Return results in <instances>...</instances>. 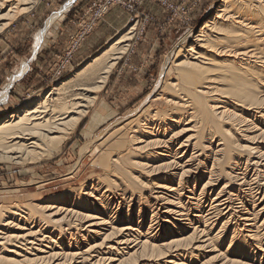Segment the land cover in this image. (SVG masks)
<instances>
[{
    "label": "bare ground",
    "instance_id": "1",
    "mask_svg": "<svg viewBox=\"0 0 264 264\" xmlns=\"http://www.w3.org/2000/svg\"><path fill=\"white\" fill-rule=\"evenodd\" d=\"M38 1L0 0V22ZM134 31L0 119V162L57 154ZM171 63L165 108L131 116L100 149L104 178L0 205V264H264V0H222Z\"/></svg>",
    "mask_w": 264,
    "mask_h": 264
},
{
    "label": "rangeland",
    "instance_id": "2",
    "mask_svg": "<svg viewBox=\"0 0 264 264\" xmlns=\"http://www.w3.org/2000/svg\"><path fill=\"white\" fill-rule=\"evenodd\" d=\"M71 1L39 0L31 10L0 22V44L6 47L5 55L11 57L8 59L9 73L11 71L14 73L23 58H27L29 53L30 59L32 58L31 53L37 35H41L38 44L39 42L43 43V40L45 44L49 37L57 33L60 26L58 22H61L65 12L69 10ZM191 1L192 3L197 2V0ZM221 1L201 0L197 10L191 15L193 21L187 29L180 28L178 24L167 27V24L149 23L148 27L152 25L154 31L149 32L146 39L144 35L147 27L143 36L136 39L139 27H136L135 22L129 23L127 28L134 25L135 31L132 40L128 42L126 53L116 63L105 85L98 93L95 103L61 145L60 151L50 158L46 157L39 162L24 165L0 162V205L16 202L24 204L30 201L39 204L45 198L64 193L71 188L80 191L87 190L97 179L104 178L105 171L102 169L104 154L101 150L117 136L115 130L118 125L124 124L131 116L133 117L143 110L165 108V102L159 97L166 91L169 82L175 78L174 72L168 73V71L176 52L182 45L191 44V40L197 34L203 21L211 16ZM62 11V16L54 20L50 27L45 26L48 20ZM166 17L167 14L160 22L164 23ZM174 25L178 26L179 31H171ZM103 28L107 30L108 35L113 33L110 38L97 45L86 59L72 64L66 76L57 81H51L50 73L54 70L58 61L56 58L60 54L55 55L53 65L47 62L46 67L43 68L35 67L39 64L38 59L32 62L26 79L22 84H19L16 94L10 98L11 103L0 107V119L24 107L46 92H48L46 96L48 97L49 91L67 80L76 70L99 54L127 29L124 28L114 33L109 28ZM41 43L40 45L44 49L45 45ZM40 45H37L38 49ZM48 65L51 67L49 68ZM51 98L53 97L51 96ZM84 151L86 152L82 154ZM255 170L256 168L251 167L248 172V176L252 180H255ZM262 181L264 182V179ZM255 191L261 195L263 193L262 190L256 189ZM116 205L117 203L111 204V210ZM147 219L146 223H148Z\"/></svg>",
    "mask_w": 264,
    "mask_h": 264
},
{
    "label": "crops",
    "instance_id": "3",
    "mask_svg": "<svg viewBox=\"0 0 264 264\" xmlns=\"http://www.w3.org/2000/svg\"><path fill=\"white\" fill-rule=\"evenodd\" d=\"M90 0H72L70 2V7L69 10L65 12L63 15L61 22H58L60 24L57 33L53 34L49 39L46 41L44 44V40L42 41L43 43L39 42L38 45L43 44L45 45L44 49H42V46L40 45L39 49L38 47L33 48L32 50V58L30 59V53L27 58H23V61L18 65V68L16 69L15 72L19 71L21 69V66L25 65L26 67V72L15 81V83L12 85L10 88L7 99L5 103L0 104V107H3L4 105L11 103L10 98H12V95L16 94L17 87L19 84H22L23 81L26 79V76L30 72V64L37 59L39 60V64L36 65L35 67L43 68L46 67L45 65L47 62L54 64L55 61V55L57 54H62L66 47H67V42L69 40V37L75 32V27L72 25V20L76 18L89 4ZM172 2H178V0H171ZM66 5V4H65ZM64 5V6H65ZM141 12L150 15L154 17L157 21H161L165 18L167 12L160 6L146 2L143 4L141 7ZM61 11V10H59ZM129 16L126 14L123 10L120 8H112L106 17V20L104 23V26L102 24L98 26V28L94 31V33L87 38V40L84 42L80 50L76 53L73 59V64L80 62L84 59H86L92 52L95 50L96 46L110 38V36L113 34L106 33V28H109L114 31V33L119 32L120 30L127 28L129 25L128 23ZM102 26V27H101ZM154 27L152 25L147 26V31L144 35V38H148L149 32H153ZM173 30L171 31H179L178 26L174 25L172 27ZM6 52V47L5 45L0 44V93L2 92V89L8 82L9 78L15 74L11 71L9 73V68H8V59L9 56L5 55ZM4 53V54H3ZM19 59H21L19 57ZM11 61V60H10ZM50 68L51 66L48 65Z\"/></svg>",
    "mask_w": 264,
    "mask_h": 264
},
{
    "label": "built area",
    "instance_id": "4",
    "mask_svg": "<svg viewBox=\"0 0 264 264\" xmlns=\"http://www.w3.org/2000/svg\"><path fill=\"white\" fill-rule=\"evenodd\" d=\"M146 2L156 4L167 11L164 23L141 12L140 9ZM200 2L201 0L193 3L191 0H178V2L171 0H90L87 7L71 22L75 27V32L69 37L65 51L56 58L57 64L50 73L51 81L54 82L66 76L76 53L98 26L105 22L112 8H120L128 14V23H136V27H139L136 39H139L149 23L167 24V27L178 24L180 28L187 29L193 21L191 15L197 10Z\"/></svg>",
    "mask_w": 264,
    "mask_h": 264
}]
</instances>
